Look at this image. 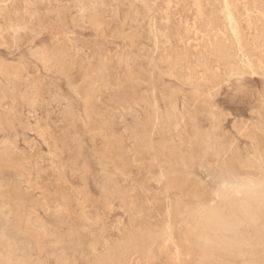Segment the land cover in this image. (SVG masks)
<instances>
[{"label":"rangeland","instance_id":"obj_1","mask_svg":"<svg viewBox=\"0 0 264 264\" xmlns=\"http://www.w3.org/2000/svg\"><path fill=\"white\" fill-rule=\"evenodd\" d=\"M242 52L264 63V0H0V93L14 102L0 109L14 128L0 131L10 150L0 171L18 163L17 188L30 194L10 202L51 224L54 207L31 202L45 195L64 205L66 194L76 214L97 218L92 235L80 236L82 264L139 235L147 249L124 264L256 263L264 244L247 217L201 223L264 182V83L245 71ZM113 131L137 153L132 172L114 148L91 140L100 132L112 142ZM178 202L192 216L178 214ZM203 233L219 244L202 248ZM69 242L54 250L24 241V255L9 259L81 264ZM6 248L0 240L4 258Z\"/></svg>","mask_w":264,"mask_h":264},{"label":"bare ground","instance_id":"obj_2","mask_svg":"<svg viewBox=\"0 0 264 264\" xmlns=\"http://www.w3.org/2000/svg\"><path fill=\"white\" fill-rule=\"evenodd\" d=\"M229 3H231V2H229ZM254 10H256V9H254ZM231 11L232 10H228L226 12L227 13L226 18L228 19L230 29H231L233 35L235 36L237 41H239L240 36H241L240 35V26L237 23V21H236V19L233 16ZM251 14H253V13H251ZM90 16H91L92 21H95L97 14L91 13ZM260 16L261 15L259 14V18H260ZM256 31H257V29H256ZM230 37H231V35H230ZM244 52H242L243 58L241 59L242 62L244 61L243 62V68L245 67L244 69L246 72L259 74L262 77L263 83H264V63H261L259 61L255 65L249 59L246 60V55ZM244 58H245V60H244ZM226 67H227V65H226ZM240 76H241V74H240ZM1 90H3V89L0 87V91ZM0 95H1L0 96V106H1L0 109L7 110L8 107L13 106L14 102H13L12 98H9L8 101L5 99L6 101L4 102L3 100L5 98V94L1 92ZM24 97L29 100V97H27L25 95H24ZM4 104H7L9 106L5 107ZM108 123H110L109 120H108ZM111 123H115V122H111ZM108 127H110V126L108 125ZM6 129L7 130L9 129V131H7ZM11 129L12 130L14 129L12 123H5L4 121L0 120V131L11 132L10 131ZM116 131L119 132L120 128L117 127ZM98 135L100 136V138H98V140L102 141L101 144H99L95 139L96 136H98ZM103 136H107V135L104 133L102 134L100 132H94L92 134L91 140L93 141L94 146L96 148H100L101 146H104L103 148L105 149V148H107L108 145H110L111 148H114L116 150L117 155L121 161V164L123 165V168L126 169L127 171L129 170V172H132L133 168L135 169L138 166L137 158H136L137 153L135 151L131 152L129 149H126V148L124 149L121 145L120 135H117L114 131L111 135V137L113 139L112 142L109 138L104 139ZM8 143H9V139L0 140V155L9 154V152H10L9 147H6V145H5ZM14 143H15V140H14ZM12 144H13V142H12ZM14 150H16V149L14 148ZM16 155H17V153H16ZM3 166H5V168L9 167V168L15 169V170H14V172L11 171L9 173L10 175L9 174L7 175L3 171H0V179H1L0 180V194H1V201H2V202H0V240L7 241V245H8V248H6V254H5L6 258H4L3 255L0 254V264H12L11 260L9 258L11 256L15 255L17 251L21 252L24 255V253H25L24 252V241H28L32 244H35L38 248L45 247L46 244H48L50 246H46V247H50L51 249H54V250H59V249L62 250V249H64V245L67 242H69L70 240H73V242H71V243L69 242V244H71L70 249L74 253L77 254L76 257H77L78 261H80V263L82 264V262L84 260H86V258H85V254L83 252H79L77 249V247L79 246L80 236L92 235V233L94 232V228H92V226H94V224L97 222V218L95 220L94 218H91L86 212H83V211L76 214L74 212V210L72 209L71 204L68 203L69 200H68V197L66 196V194H63L64 205H61L60 202H56L55 205H52V202H55V201L50 200V198H48L47 196L44 195L40 200H35L34 203L33 202H31V203L32 204L36 203L46 210L47 209L50 210V204H51V207H54L53 209H51V212L49 215L52 223L49 224V222L40 218L38 216V214L35 213L34 210L26 209L28 207V205H26V206L23 205L24 206L23 207V206L17 205L16 201L10 202L11 200H15V197L16 198H24L25 200L26 199L29 200L30 194L26 193V191L20 192L19 189L17 188L18 187L17 182H16V180H14L13 176L18 175V173H15V172H18L17 167L19 166V164L18 163L12 164V163L7 162L6 164L4 163ZM160 174H162V173H160ZM17 178H18V176H17ZM167 182H168L167 178L161 177V179L158 183L161 186L166 187ZM254 188H251V187L247 188L246 187L244 189L243 199L240 198L241 200H236V201L232 202L230 213L224 214L221 211L217 212L216 210H212L206 214V216L203 218L201 223L203 224L204 221L207 222L209 219H215V217H216L222 221L221 223H230V224L234 225L236 223L237 224L240 223L239 221H241V217L244 216V217H247L249 219V221H248L249 224L258 233L256 244L257 243L258 244L259 243L264 244V238H263L264 237V223L261 221L262 219H264V182H262L258 188H256V189H254ZM5 192H9L10 195H6ZM62 193H65V192H62ZM83 194L84 195L81 198L83 199V201H87L86 197H85V192H83ZM77 200L79 201L80 198L79 199L77 198ZM29 202H30V200H29ZM14 205H17L20 208L16 212L17 215L11 214L12 213V206H14ZM176 212L178 214H184L188 218L190 216H192V212L188 208H186L185 204H181L179 202L177 203V206H176ZM76 219L80 221L79 224L75 223ZM168 224H170V223H168ZM167 225H166V227H168ZM60 227H66V229L60 228ZM45 228L46 229L48 228L49 230H51V232L48 231L49 232L48 233L47 230H45ZM206 234L207 233H205L204 235H201V237H200V239H201L200 240V246H202V248L208 249L209 247L217 246L219 244L220 240H218V238H216L215 236L208 235V234L206 235ZM146 238L147 237L145 235H139V237H137V238L129 237L124 245H118L117 247L108 248L104 252H102L101 254H97L96 251H93L90 254L92 257V261H89L88 264H124L127 256L135 255L136 253L141 252L144 249H147V248H145ZM250 241H251L250 244H252L253 243L252 240H250ZM243 244H244V242H243ZM260 245H262V244H260ZM248 248H250V247H248ZM253 250L254 249L251 247V249H248L247 251L249 253L251 252V254H253ZM259 254H260V259L254 264H264V250L259 252ZM252 260H253V258H252ZM15 264H24V263L22 260H19Z\"/></svg>","mask_w":264,"mask_h":264}]
</instances>
